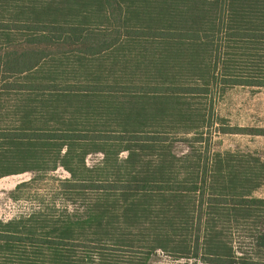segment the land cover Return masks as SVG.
Here are the masks:
<instances>
[{"label": "trees", "instance_id": "16d2710c", "mask_svg": "<svg viewBox=\"0 0 264 264\" xmlns=\"http://www.w3.org/2000/svg\"><path fill=\"white\" fill-rule=\"evenodd\" d=\"M235 87L264 88V0H0V179L50 183L0 264H264V162L204 137Z\"/></svg>", "mask_w": 264, "mask_h": 264}, {"label": "rangeland", "instance_id": "374dc122", "mask_svg": "<svg viewBox=\"0 0 264 264\" xmlns=\"http://www.w3.org/2000/svg\"><path fill=\"white\" fill-rule=\"evenodd\" d=\"M93 17L89 14V18L94 20ZM211 108L216 123L204 135L206 147L212 149V151L231 152L243 158L259 159L264 162V136L251 134L254 129L264 128V88L235 87L229 89L223 95L216 93L213 95ZM223 125L248 130L238 134H221ZM98 158L99 156H90L88 163H94ZM52 175L59 178L69 176L61 168ZM30 178L31 174L25 173L0 179V218L10 219L19 215L22 211H28L36 205L33 202L36 193H47L50 183L40 184L35 188L30 199L20 201L11 199V191L19 183ZM48 178L47 182H50L52 178ZM253 195L257 198H264V185L259 187ZM152 264H190V262L168 255H159L154 258Z\"/></svg>", "mask_w": 264, "mask_h": 264}]
</instances>
